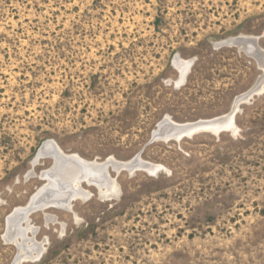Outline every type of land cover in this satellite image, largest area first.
I'll return each instance as SVG.
<instances>
[{"label":"rangeland","instance_id":"374dc122","mask_svg":"<svg viewBox=\"0 0 264 264\" xmlns=\"http://www.w3.org/2000/svg\"><path fill=\"white\" fill-rule=\"evenodd\" d=\"M240 37L264 50V0H0V264L21 254L9 220L51 186L49 142L163 170L111 169L117 197L84 183L72 210L30 212L45 252L23 264H264V90L234 131L155 135L224 117L264 82V64L217 47ZM176 57L193 61L181 86Z\"/></svg>","mask_w":264,"mask_h":264},{"label":"bare ground","instance_id":"6f19581e","mask_svg":"<svg viewBox=\"0 0 264 264\" xmlns=\"http://www.w3.org/2000/svg\"><path fill=\"white\" fill-rule=\"evenodd\" d=\"M231 41L232 43L234 42L235 47L254 57L259 62L260 66L263 67L264 50H262L259 46V38L240 37L231 39ZM174 66L180 72V78L177 82V86H181L186 81V78L193 66V61L185 62L180 57H176L174 59ZM263 83H259L252 91H250L247 96L238 98L231 113L224 117L217 118L218 122L213 125L209 126V124H207L203 126V129L199 130L194 127L186 128L187 125L190 124H176L167 118V127L160 132L156 131L155 135H160L159 137L167 139L174 138L180 142L186 137L190 138L201 132H212L215 135H219L225 130L234 131V118L239 110L241 101H243L245 98L249 99L250 96H252L255 92L259 91L260 93L262 90H264ZM39 155L49 158L54 162V167L49 171L44 172L42 175V178L47 179L51 183V186H46V188H43L37 195L33 197L32 202L27 207L18 208L15 211L13 217L17 218L16 222H10L9 220V229L5 238L9 237L11 241L19 245L21 249V254L14 264H23L25 262L39 260L45 252V249L42 245L34 242V236L37 233V229L32 227L29 223V213L32 211L30 210L31 208L38 209L41 207L40 205L45 202L43 204V210L49 207H63L68 211L72 210L71 203L77 201L80 198H86L89 196V194H87L82 187L84 183H87L90 186L99 187L101 189L102 195L108 197H117L119 192L118 185L115 180L111 178L109 171L113 169L120 173L122 169H127L134 173L137 167L142 166V163L139 161L138 165H135V162L137 161L121 163L114 159H109L105 162H88L78 155L65 154L62 149L54 142L47 143L40 151ZM147 164L148 165L144 167L145 171L151 173V175L153 174L152 176L163 170L160 165L155 166L150 163ZM50 187L55 188L54 191L52 190V192H49L48 188ZM40 196L45 198L44 202L39 199ZM64 197L67 199V202L65 203L62 200ZM22 225H26V227ZM29 231L32 233L33 239L28 238L27 234ZM20 238L23 240L25 245L27 244L26 247L20 243L21 240H18ZM28 243L32 244L28 245Z\"/></svg>","mask_w":264,"mask_h":264},{"label":"water","instance_id":"95a60500","mask_svg":"<svg viewBox=\"0 0 264 264\" xmlns=\"http://www.w3.org/2000/svg\"><path fill=\"white\" fill-rule=\"evenodd\" d=\"M223 46H235V44H234V42L232 43V41L230 40V41H227V42H224V43H220V44H218L217 45V47H223ZM166 120H164L162 123H161V126L160 127H163V126H166ZM218 122V119H214V120H211V121H200V122H197V123H194V124H190V125H187V127L186 128H196V129H199V130H201V129H203V126H205V125H207V124H209V126L210 125H213V124H215V123H217ZM202 133V132H201ZM155 138H157V136L156 137H154V139ZM40 153V152H39ZM41 158H43L42 156H40L39 154L37 155V161H39ZM141 162L142 163V166L140 167H137L136 168V170H145V166H147L148 164L146 163V162H143L142 160H137V162H135V165L137 164L138 165V163L139 162ZM44 206H41V207H39L38 209H42ZM38 209H30V210H32L31 212H33L34 210H38Z\"/></svg>","mask_w":264,"mask_h":264}]
</instances>
